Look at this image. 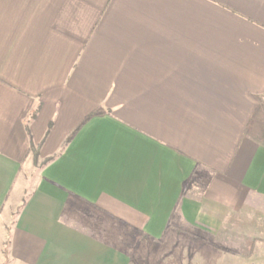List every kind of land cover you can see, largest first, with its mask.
Returning a JSON list of instances; mask_svg holds the SVG:
<instances>
[{
    "label": "crops",
    "instance_id": "crops-1",
    "mask_svg": "<svg viewBox=\"0 0 264 264\" xmlns=\"http://www.w3.org/2000/svg\"><path fill=\"white\" fill-rule=\"evenodd\" d=\"M263 263L264 0H0V264Z\"/></svg>",
    "mask_w": 264,
    "mask_h": 264
},
{
    "label": "trees",
    "instance_id": "trees-1",
    "mask_svg": "<svg viewBox=\"0 0 264 264\" xmlns=\"http://www.w3.org/2000/svg\"><path fill=\"white\" fill-rule=\"evenodd\" d=\"M190 235L196 236L195 228L192 226H187V229H185Z\"/></svg>",
    "mask_w": 264,
    "mask_h": 264
},
{
    "label": "rangeland",
    "instance_id": "rangeland-1",
    "mask_svg": "<svg viewBox=\"0 0 264 264\" xmlns=\"http://www.w3.org/2000/svg\"><path fill=\"white\" fill-rule=\"evenodd\" d=\"M192 238H194L195 236H193V235H190ZM264 264V263H263Z\"/></svg>",
    "mask_w": 264,
    "mask_h": 264
}]
</instances>
